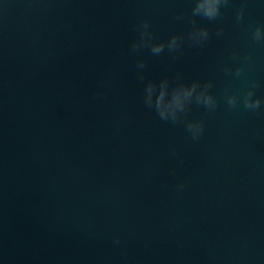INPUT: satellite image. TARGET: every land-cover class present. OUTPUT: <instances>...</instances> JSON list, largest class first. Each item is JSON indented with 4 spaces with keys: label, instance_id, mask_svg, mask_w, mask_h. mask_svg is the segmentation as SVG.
<instances>
[{
    "label": "water",
    "instance_id": "water-1",
    "mask_svg": "<svg viewBox=\"0 0 264 264\" xmlns=\"http://www.w3.org/2000/svg\"><path fill=\"white\" fill-rule=\"evenodd\" d=\"M192 2L0 0V264H264V106L223 98L253 80L264 98V4L196 18L210 39L175 56L131 51L144 20L154 43L186 36ZM178 75L213 83L217 108L187 113L198 140L143 103Z\"/></svg>",
    "mask_w": 264,
    "mask_h": 264
},
{
    "label": "clouds",
    "instance_id": "clouds-1",
    "mask_svg": "<svg viewBox=\"0 0 264 264\" xmlns=\"http://www.w3.org/2000/svg\"><path fill=\"white\" fill-rule=\"evenodd\" d=\"M230 0H193L190 24L191 29L187 35H173L167 43H154L155 34L151 30V24L148 20H144L135 29L138 31V39L131 45L132 53H138L143 48H150L153 55H159L165 48L174 56L179 53L187 41L190 46L203 45L210 39V31L206 27H197L196 18H201L208 22L217 21L222 16V9L227 7ZM260 3L264 4V0H260ZM244 6L236 13L235 19L237 23H240L244 19ZM182 16L176 17V19H182ZM223 34L222 29H218L217 36ZM251 40L254 43L264 44V25H258L251 33ZM232 59L239 61V56L233 54ZM252 57L249 55L245 57L246 61H250ZM147 67V64L139 60L137 61V78L142 83L145 80L143 71ZM223 71L228 76H235L239 78L244 73L243 67L233 68L231 66H225ZM177 83H170L168 79L160 81L158 84L149 81L144 88L143 103L151 110H154L160 120L164 122H170L172 124L185 123L187 113L190 110V106L195 103L198 106L214 111L218 102L216 97L212 94L211 89L213 83L207 81L201 83L198 80L192 81L190 84L179 82V75L176 77ZM260 87V84L253 80L250 81L246 91L240 94L231 93L229 90H225L224 101L230 108H236L238 104L243 105L245 110L256 112L264 106V98L256 95V90ZM185 127L188 133H190L193 140H198L204 133V126L201 122L187 121ZM184 185H179L178 190L182 189ZM119 244V239L114 241Z\"/></svg>",
    "mask_w": 264,
    "mask_h": 264
}]
</instances>
